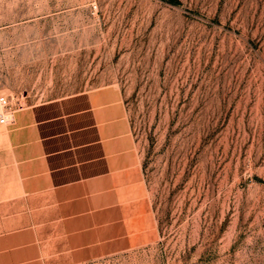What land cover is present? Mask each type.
Masks as SVG:
<instances>
[{
  "label": "rangeland",
  "instance_id": "374dc122",
  "mask_svg": "<svg viewBox=\"0 0 264 264\" xmlns=\"http://www.w3.org/2000/svg\"><path fill=\"white\" fill-rule=\"evenodd\" d=\"M0 74L103 111L132 248L80 264H264V0H0Z\"/></svg>",
  "mask_w": 264,
  "mask_h": 264
},
{
  "label": "crops",
  "instance_id": "0c3cea01",
  "mask_svg": "<svg viewBox=\"0 0 264 264\" xmlns=\"http://www.w3.org/2000/svg\"><path fill=\"white\" fill-rule=\"evenodd\" d=\"M2 93L8 106L19 100L0 74ZM94 98L24 93L0 127V264H80L132 248L116 145Z\"/></svg>",
  "mask_w": 264,
  "mask_h": 264
},
{
  "label": "built area",
  "instance_id": "2783aa9c",
  "mask_svg": "<svg viewBox=\"0 0 264 264\" xmlns=\"http://www.w3.org/2000/svg\"><path fill=\"white\" fill-rule=\"evenodd\" d=\"M5 108H7V99L4 96H0V126L7 124V118L4 113Z\"/></svg>",
  "mask_w": 264,
  "mask_h": 264
},
{
  "label": "bare ground",
  "instance_id": "6f19581e",
  "mask_svg": "<svg viewBox=\"0 0 264 264\" xmlns=\"http://www.w3.org/2000/svg\"><path fill=\"white\" fill-rule=\"evenodd\" d=\"M5 113H6V110H5ZM5 116H6V118H7V120L9 119V115H7V113L5 114ZM10 121V120H9Z\"/></svg>",
  "mask_w": 264,
  "mask_h": 264
}]
</instances>
